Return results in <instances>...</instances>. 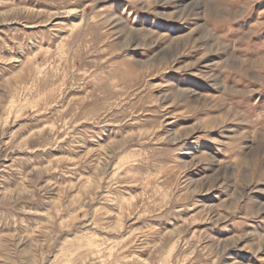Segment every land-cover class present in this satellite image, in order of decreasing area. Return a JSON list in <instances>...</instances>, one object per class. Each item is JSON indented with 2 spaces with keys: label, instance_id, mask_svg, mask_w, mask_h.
<instances>
[{
  "label": "rangeland",
  "instance_id": "rangeland-1",
  "mask_svg": "<svg viewBox=\"0 0 264 264\" xmlns=\"http://www.w3.org/2000/svg\"><path fill=\"white\" fill-rule=\"evenodd\" d=\"M0 264H264V0H0Z\"/></svg>",
  "mask_w": 264,
  "mask_h": 264
}]
</instances>
